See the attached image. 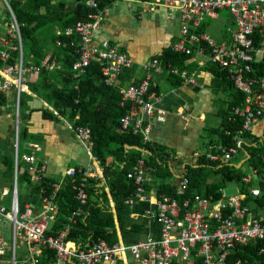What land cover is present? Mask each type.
<instances>
[{
    "label": "built area",
    "instance_id": "obj_1",
    "mask_svg": "<svg viewBox=\"0 0 264 264\" xmlns=\"http://www.w3.org/2000/svg\"><path fill=\"white\" fill-rule=\"evenodd\" d=\"M6 5L10 15L8 38L4 41L7 48L19 49L22 53L20 64L12 66L8 64L10 50L0 48V58L7 63L1 69L2 81L0 82V95L13 89L19 92V101L23 94L28 92L26 86V75L28 72L40 73L43 68L50 71L60 69L57 63L48 58L42 66L31 65L25 67L23 62L24 44L22 30L15 19L8 0H1ZM26 1V0H20ZM105 0H86V6L92 11L88 21L79 22L74 29H68L69 36L77 34L79 44L77 53L79 61L74 65L75 77L80 80L87 74V70L93 62H98L105 81L108 86L120 85L119 77L126 69L134 67V61L124 51L116 47H110L108 41L96 45L94 34L102 15L96 11L100 10V4ZM132 3H143L166 7L171 14L179 15L181 31L178 42L172 49L176 53L190 55L192 53L204 57L205 63L218 64L223 70H227L230 79L234 82L236 89L247 94L246 105L243 109H235L233 115L246 118L244 130H241L235 138L236 145L231 148L219 147V155L211 154L208 160L214 163L227 165L231 163L240 149L244 147L243 135L253 129L254 124L264 117V75L254 79V63L264 61V0H119ZM99 12V11H98ZM230 13L231 25L228 28L229 38L218 43L208 33L196 35L195 32L207 23L208 20L218 21L221 13ZM194 32V33H193ZM18 40L20 46L14 47L11 43ZM205 44V47L197 48ZM148 75L139 85H130L120 91V107L125 108L127 104L133 103L142 109L141 117L134 120L131 115H126L120 121L123 133L133 130L136 134L142 133L145 141H149L150 125L147 119L158 116L163 123L166 120V112H156L152 99L148 98L150 91L157 87L153 70H163L162 64L155 60L152 65H147ZM146 71V72H147ZM176 75L181 74L179 70H172ZM55 116L61 118L57 111ZM183 115L182 113L180 114ZM73 131L82 145L94 161V165L85 169L69 168L66 174L75 176L82 173L85 179L78 188L77 200L80 207L70 217V225L77 224L79 218L87 215L85 207L88 205L87 177L94 176L101 180L106 186L107 179L105 170L102 169L92 154L93 141L90 129L83 126H68ZM231 136L230 133L227 134ZM19 130L17 133V146H15V175L17 178L23 173L19 151ZM31 153L23 160L28 167L27 172L31 176L32 184L41 186L48 174L46 164H41L38 153L42 152L40 146L32 145ZM213 152V149L211 148ZM264 159V158H263ZM146 162L143 159L136 170L131 174L138 187L136 200L128 201L131 208L138 201H146V184L149 181ZM253 173L243 178V183L249 186L254 197L261 195L260 187L255 185L256 175L259 170L253 168ZM53 185L54 193L49 197H42V210L37 212L32 207L25 209L21 206L18 189L14 188L11 193L9 206L4 200L8 193L0 190V225L8 222L12 228L13 252L17 250L20 242H24L30 248L31 256L37 264L46 249L54 251L56 261L54 264H229V255L233 250L242 246H248L253 240H259L264 244V223L256 217L255 212L245 206V195L241 192L229 195L227 190H221L222 197L204 198L196 196L187 201L184 208L174 200L167 198L154 202L155 209L147 214L151 222L161 226L160 235L150 237L138 244L109 245L105 241L86 245L68 241V230L61 233L59 237L50 236L49 231L57 221L60 213V205L56 201L58 193L64 184ZM189 181L183 180L180 185V194H186ZM43 196L45 194L42 191ZM214 201H218L215 204ZM197 207V211L183 210L190 208V203ZM111 205V204H110ZM113 209V208H112ZM183 213V219L180 218ZM240 219H244L243 224ZM2 245V241H0ZM264 254V247L261 250ZM133 262V263H132ZM17 264V261H13ZM236 264H250L240 260Z\"/></svg>",
    "mask_w": 264,
    "mask_h": 264
},
{
    "label": "trees",
    "instance_id": "obj_2",
    "mask_svg": "<svg viewBox=\"0 0 264 264\" xmlns=\"http://www.w3.org/2000/svg\"><path fill=\"white\" fill-rule=\"evenodd\" d=\"M55 2L56 0H26L24 2L9 0V7L20 25V30H22L24 66H27L29 60H32L34 65L42 66L48 57L52 62L61 66L60 69L54 71L43 68L38 83L31 86L32 91L72 126H83L90 129L94 144L92 154L105 170L106 188H108L115 205V214L110 208L108 194L102 186V181L94 176L87 177L89 196L88 205L85 207L87 215L79 218L77 224H72L69 228L72 213L80 207L76 196L80 184L85 179L82 173H77L63 181L64 185L56 197V201L60 205V213L49 231V235L59 237L63 231L68 230V241L83 245L99 240L105 241L111 246L117 244L119 239L116 234L115 217H117L120 227L124 229V215L129 210L126 203L135 199L137 195V187L131 174L143 159L146 161L148 177L153 176L161 181V195L177 199L181 204L196 196L220 199L222 197L221 190L236 184L240 186L241 192L245 195V206L250 207L256 217L264 223V137L253 135V129L247 131L242 137L245 145L237 154L242 152L244 153L243 157L236 155L235 160L223 165L208 160L210 153L199 160L198 168L187 167L188 171L184 177L177 180L176 184L172 183L176 176L172 172L168 149L145 141L142 133L135 134L132 129L128 133H123L122 127H120L122 126L120 121L124 116L131 115L136 120L142 114V109L133 103L127 104L125 108L119 105V92L131 83L134 67L126 69L119 77L120 85H107L97 61L93 62L85 76L83 75L80 80H77L74 65L79 61V55L72 44L78 41L79 36L77 34L69 36L67 31L74 29L80 21H88L92 11L86 6V0ZM114 2L117 0H105L100 4L99 12H96L101 14L105 6H110ZM210 21L214 20H208L206 24ZM205 25L199 28L195 34L208 33ZM109 45L115 47L110 42ZM13 46L18 48L19 41L14 40ZM200 47H205V44H201L197 48ZM21 56L19 49L10 50L8 64L12 66L20 64ZM195 56L204 62V57L195 53L190 55L176 53L172 48L165 51L160 57L161 61L157 60L168 72L169 80L175 88H181L185 85L187 77L185 79L182 75H175L172 70H179L181 74L185 73L187 62L195 59ZM202 68L210 69L213 72L229 97L228 108L222 110L219 108L220 111L217 115L222 129V132H219L221 144L217 145L213 142L210 147V151L211 148L213 149V152L211 151L213 154L219 155V147H234L236 145L235 138L241 130H244L247 119L235 117L233 112L235 109L244 108L247 94L236 89L228 71L220 68L218 64L208 62L202 65ZM254 68L255 72L252 76L254 79L264 75V61L254 63ZM160 92L159 87H154L148 98H159ZM219 103L218 99L216 106H220ZM45 114L48 115L47 112ZM48 116L53 117L52 114ZM228 133L231 134L230 137L227 136ZM22 136L23 134L21 138ZM23 137L25 138V133ZM244 158L247 160L239 167L238 165ZM247 165L248 170L245 169ZM6 168L13 172V162L7 161ZM253 168L259 170V175L255 176L257 179L255 185L261 189L259 197H254L249 186L243 183V178L249 175ZM185 179L189 181V188L186 195L181 197V195H177L175 188L179 181L181 184ZM23 181L31 189L30 193L37 198L51 196L54 193L53 185L57 183L56 179L46 177L40 187H34L28 172L23 177ZM42 191L45 192L44 196ZM240 260L250 261L252 264H264L261 244L258 242L242 246L230 253L229 264H236ZM55 261V252L46 249L41 264H54Z\"/></svg>",
    "mask_w": 264,
    "mask_h": 264
},
{
    "label": "crops",
    "instance_id": "obj_3",
    "mask_svg": "<svg viewBox=\"0 0 264 264\" xmlns=\"http://www.w3.org/2000/svg\"><path fill=\"white\" fill-rule=\"evenodd\" d=\"M59 1L56 0L55 3ZM5 6L4 2L0 0V48L9 51L11 50L10 47L7 48L4 44V41L8 38L7 32L10 23V15ZM101 15L103 20L97 26L94 34L95 44L99 45L103 41H108L114 44L118 50L128 53L134 61L132 81L125 88L131 84L140 83L145 79L148 75L145 67L152 65L155 59L161 61L160 57L165 51L171 49L178 42L181 27L179 15L171 14L166 7L117 0L110 6H105ZM227 23L229 28L231 24L230 22ZM205 27L208 28V24ZM228 38L229 32L227 29L223 34L222 41ZM59 44L61 45L60 42ZM78 44L79 39L72 46L77 50ZM11 45H13V42ZM202 63V59H198L196 56L195 59L187 62L186 76H184L185 79L187 77V81L181 88H175L163 66V70H153L149 73L153 75L154 82L161 89L159 98H151L153 105L156 112L159 110L166 112V120L162 123L158 116L147 119V123L151 127L148 140L155 145L168 149V158L171 161L169 162L172 172L176 176V179L172 181L174 184H176L177 180H181L184 177L186 171H188L187 167L198 168L199 160L210 153L212 154L210 147L213 142L217 145L221 144L219 132H222V129L217 115L220 111L219 108L221 110L228 108L229 97L213 72L210 69L202 68ZM31 65H34V63L29 60L26 67L28 68ZM6 66L7 63L0 58V82L2 81L1 69ZM39 77L40 73H27L26 86L29 91L23 94L21 101H19L17 89L0 95V190L9 194L4 200L6 206H9L8 202H10L12 191L17 188L22 208L32 207L37 212L42 210V200L34 197L30 193L31 189L23 181L28 167L23 160L26 156L32 154L30 149L32 145L41 147L42 152L38 153L39 163L47 165V177L53 180L56 179L57 183H61L67 177H73L66 174L69 168L85 169L94 165V161L85 146L80 143L76 134L69 129L68 126L72 125L62 117L58 118L55 116L53 111L56 110L32 91L31 86L38 83ZM218 99L220 106H216ZM45 112L48 115L52 114L55 118L49 117ZM181 113L183 114L182 116L180 115ZM211 117H215L218 120V122L214 123L215 127H217L215 129L209 127ZM18 130L23 173L21 172V177L17 178V175H15L14 155ZM24 133L25 138L23 137ZM252 133L257 137H264V118L254 125ZM207 134L218 137V140L210 143L206 141L202 145ZM22 139L26 145L24 153H22L21 149ZM202 146H204L205 151ZM243 155L244 153L241 152L237 156ZM246 160L247 158H244L241 161L242 164ZM7 161L13 162V172L8 171L6 168ZM176 168L179 169L177 170ZM252 170L250 174L253 173ZM180 185L179 181L175 188L177 195H181ZM32 186L40 187L34 184ZM102 186L108 194L109 204H111L110 208L115 214V205L109 190L103 184ZM20 187H22L21 190ZM236 187L238 188L237 194L241 193L240 186ZM161 189V181L149 176V181L146 184L147 200L143 202L137 200L134 208H131L126 203L129 210L124 215V229L120 227L117 217H115L116 234L119 239L117 244H138L150 237L160 235L161 226L151 222L147 217V214L155 209L154 202L167 198L171 201L175 200L183 209L185 203L191 200H186L181 204L177 199L161 195ZM223 190L228 191V188ZM137 195L132 200H136ZM185 195L182 194L181 197ZM23 198H25V202H23ZM216 202L218 201L213 203L215 204ZM197 210V207L191 202L190 208L183 210V213ZM183 213L180 216L181 219H183ZM244 222V219H240L241 224ZM0 241H2V245H0V264H13L14 259L17 264H37L31 256L29 246L24 242L19 243L14 254L12 228L8 222L0 225ZM258 242L261 244L262 250L264 244L257 239L253 240L249 245ZM20 245L22 247L19 251ZM261 254L264 255L262 252ZM247 262L252 264L250 261Z\"/></svg>",
    "mask_w": 264,
    "mask_h": 264
},
{
    "label": "rangeland",
    "instance_id": "obj_4",
    "mask_svg": "<svg viewBox=\"0 0 264 264\" xmlns=\"http://www.w3.org/2000/svg\"><path fill=\"white\" fill-rule=\"evenodd\" d=\"M227 22H230V24H231L230 13L223 12V13H221V19H219L218 21H210L208 23L207 31L209 32L210 36L213 37L218 43L222 42L223 34L228 29V25H227L228 23ZM216 122H218V120L215 117H211V119L209 120V124H210L209 127H212L214 129L217 128L214 125V123H216ZM217 140H218V137L212 136L211 134H207L203 140L202 145H204L206 143V141L208 143H210L211 141H217ZM25 147H26L25 142L22 139V142H21L22 153H24ZM202 148L204 149V146H202ZM204 151H205V149H204ZM176 169L178 170L179 168H176ZM245 169L248 170V165L245 167ZM236 186H238V185L232 184L229 187H227L229 195H235L238 193V188ZM22 187H23V185H22ZM22 187H20V190ZM21 199H22V195H21ZM23 202H25V198H23ZM21 247L22 246L20 245L19 251L21 250Z\"/></svg>",
    "mask_w": 264,
    "mask_h": 264
},
{
    "label": "water",
    "instance_id": "obj_5",
    "mask_svg": "<svg viewBox=\"0 0 264 264\" xmlns=\"http://www.w3.org/2000/svg\"><path fill=\"white\" fill-rule=\"evenodd\" d=\"M242 165V162L238 165L239 167Z\"/></svg>",
    "mask_w": 264,
    "mask_h": 264
}]
</instances>
